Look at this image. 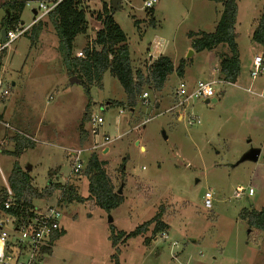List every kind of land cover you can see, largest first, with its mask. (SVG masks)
<instances>
[{
	"label": "rangeland",
	"instance_id": "1",
	"mask_svg": "<svg viewBox=\"0 0 264 264\" xmlns=\"http://www.w3.org/2000/svg\"><path fill=\"white\" fill-rule=\"evenodd\" d=\"M103 2L110 4V0H85L89 36H76L75 56L93 38L94 13ZM118 4L113 18L127 36L133 69L146 72L160 50L176 61L175 67L184 60L185 76L172 73L159 91L144 86L148 103L140 96L132 108L125 104L118 80L107 71L100 84L89 86L87 96L62 64L49 17L36 21L40 23L38 33L31 32L32 24L3 58L9 94L0 100V119L7 124H0V197L17 161L39 190L49 180L64 184L71 165L66 149L88 146L89 115H100L104 120L101 132L114 140L108 152L96 154L106 161L114 189L121 188L122 203L105 212L88 198L83 171L82 178L72 176L68 183L84 201L61 202L64 231L51 246L54 256L45 253L42 264H115L110 225L116 232L128 233L156 218L164 224L163 233H152L153 222L143 233L120 241L119 264H264L263 232L239 216L244 208L264 207V58L263 71L250 75L254 56L264 55V47L251 40L264 0H236L237 81L214 84L217 102L191 99L177 108H173L177 103L174 93L180 82L220 78L215 65L225 47L186 55L193 39L190 32H213L221 4L157 0L152 12L155 26L150 25L143 0H120ZM36 6L34 0L25 6L20 24L32 22ZM4 12L0 3L3 26ZM17 133L36 140L18 156L14 154ZM251 148L261 149L258 160L240 161ZM239 185L251 186L254 193L232 197ZM206 191L212 192L209 209L203 205ZM57 195L55 190L34 204L45 209L55 203Z\"/></svg>",
	"mask_w": 264,
	"mask_h": 264
},
{
	"label": "trees",
	"instance_id": "2",
	"mask_svg": "<svg viewBox=\"0 0 264 264\" xmlns=\"http://www.w3.org/2000/svg\"><path fill=\"white\" fill-rule=\"evenodd\" d=\"M27 1L29 0H2L0 2L5 10L3 18L5 26H14L19 23V17ZM210 1L220 3L222 6L214 31L190 32L189 37L193 38L191 47L195 52L211 51L218 46L225 47L226 52L218 54L219 79L226 84H233L237 81L240 73L239 52L234 30L237 16L236 0ZM84 2L85 0H61L48 14V17L57 36L62 64L71 76L77 77L78 83L87 96L89 86L94 82L100 84L103 74L107 71L118 80L126 96L125 104L132 108L136 105L137 98L142 95L144 86L159 91L172 73H176L179 77L183 76L184 60L181 59L175 67L170 57L163 54L158 55L146 66V72L133 69L127 36L115 22L111 4L105 2L94 13L95 19L100 22L101 27L95 31L94 37L86 43L82 57L75 56L73 54L74 40L76 36L85 34L88 29ZM152 12L153 8L147 9V13L150 15V25L155 26ZM39 27V22L32 25L31 32L34 36L38 33ZM251 40L264 47V7L260 12L257 25L252 31ZM117 104L124 103L117 102ZM33 145L34 142L17 134L15 136L14 154L18 156L24 149L33 147ZM123 161H126L125 158ZM81 171L88 179V198H92L100 209L109 213L122 203V195L114 189L107 174L106 161L100 160L95 152L89 155ZM79 174L77 175L78 179L82 178ZM8 180L14 196L23 200L25 204L30 205L35 199H47L58 189H62V201L77 203L84 201V198L77 194L72 183H52L41 190L37 189L32 185L28 172L22 170L17 162L14 163ZM239 216L251 228L262 231L264 241V207L259 210L244 208ZM153 222L155 225L152 233H163L164 224L160 218L146 221L128 233L116 232L115 228L110 225L109 238L114 249L112 257L115 264H119L117 259L118 243L143 233ZM62 234L63 230L61 229L60 232L53 235L52 241Z\"/></svg>",
	"mask_w": 264,
	"mask_h": 264
},
{
	"label": "built area",
	"instance_id": "3",
	"mask_svg": "<svg viewBox=\"0 0 264 264\" xmlns=\"http://www.w3.org/2000/svg\"><path fill=\"white\" fill-rule=\"evenodd\" d=\"M33 0L26 2L30 4ZM37 3L34 10L35 17L32 22L27 25L20 23L14 26L0 25V32L4 30V37L0 35V100L6 98L9 94V87L6 85L3 75V58L5 53L10 49L12 42L18 37L25 34L27 29L36 21L42 19L54 10L56 5L61 0H34ZM157 0H143V7L146 9L153 8ZM25 5V6H26ZM158 44V42H156ZM77 57H82V52L76 54ZM264 55H256L252 60V69L250 70L251 77L257 76L263 71ZM219 81L226 84L224 81L218 80H198L188 90V85L180 82L175 89L177 103L173 108L185 105L191 99H211L215 97L214 84ZM143 103H148V92L145 91L141 95ZM122 112V111H120ZM103 118L100 115H89L87 134L91 143L88 146L79 148L66 149L67 156L70 158V171L65 183L71 182L72 176H77L86 164V154L92 152L106 153L108 152V144L114 140L108 135L101 132ZM189 123H192L189 121ZM0 124L7 126L0 119ZM24 138L35 142L36 140L27 134L17 133ZM2 144V142H0ZM52 184L49 180L48 185ZM254 193L251 186H236L232 192V197L240 198L243 195H252ZM212 192L206 191L203 195V205L209 209L212 206ZM62 189H58L55 203L47 206L45 209H40L34 204H25L23 200H19L14 196V192L9 184L5 185L3 193L0 197V263L1 264H42L45 253H51L53 235L60 232V218L62 215ZM15 233L18 235L16 236ZM164 235V234H162ZM18 237V238H17ZM14 242H12V240ZM14 252L10 255L9 252Z\"/></svg>",
	"mask_w": 264,
	"mask_h": 264
},
{
	"label": "water",
	"instance_id": "4",
	"mask_svg": "<svg viewBox=\"0 0 264 264\" xmlns=\"http://www.w3.org/2000/svg\"><path fill=\"white\" fill-rule=\"evenodd\" d=\"M120 0H110V4L112 6V13L116 10V8L118 7V2ZM33 13H35V11L33 10ZM1 37H4V30L2 29L0 32ZM193 52L192 49L189 50L188 54L186 55V58L189 57V55ZM76 80L78 82V79L75 77H71V81ZM205 102H216V98L213 97L211 99H205ZM137 143V142H136ZM260 154V149L258 148H251L249 149L247 152H245L242 157L240 158V161H244V160H251V161H256L258 159V156ZM118 194H121V188L118 189ZM109 221H112V218H109Z\"/></svg>",
	"mask_w": 264,
	"mask_h": 264
},
{
	"label": "crops",
	"instance_id": "5",
	"mask_svg": "<svg viewBox=\"0 0 264 264\" xmlns=\"http://www.w3.org/2000/svg\"><path fill=\"white\" fill-rule=\"evenodd\" d=\"M118 6H119V4H118ZM216 22H217V20L215 21V25H216ZM215 25H214V26H215ZM100 27H101L100 22L96 20V21L94 22V29H95V31L98 30ZM88 31H89V28L87 29V32H88ZM87 32H86V33H87ZM86 33H85V34H86ZM85 34H84V35H85ZM86 36H89V34H88V35L86 34ZM93 37H94V36H93ZM189 48L192 49L191 45L189 46ZM192 50H193V49H192ZM197 53H198V52H197ZM160 54L167 55L166 53H163V51H160V50H159L158 52H156V56H155V57H157V56L160 55ZM208 55H209V56H210V55L213 56V52H212V54H211L210 52H208ZM214 55H215V54H214ZM167 56L170 57L169 55H167ZM155 57L151 58V62L155 59ZM170 59H171L173 65L175 66V64H176L175 62H176V61H174L171 57H170ZM214 59H215V57H214V58L211 57V60H214ZM180 60H181V59H180ZM180 60H179V61H180ZM217 66H218V62L216 63L215 67H217ZM185 72H186V71L184 70V74H183V76H185ZM183 76H182V77H183ZM198 80H199V79H198ZM198 80H197V81H198ZM208 80H209V79H208V76H207V77L204 79V81H208ZM197 81L192 82V84H187V82H185V83H186L188 86H191V87H192ZM233 84H234V83H233ZM12 85H14V82L12 83ZM224 92H225V91H221L220 94H224ZM215 95H216V92H215ZM215 98H216V97H215ZM216 102H217V99H216ZM260 150H261V149H260ZM244 152H247V149H246ZM258 157H259V156H258ZM257 160H258V159H257ZM17 163L19 164V166H21L20 163H19L18 161H17ZM30 179H31V178H30ZM31 183H32V180H31ZM32 185H33V184H32ZM33 186H34V185H33ZM34 187H36V186H34ZM36 188H37V187H36ZM61 227H62V226H61ZM62 230L64 231L63 227H62ZM51 253H52L51 255L54 256V254H53L52 251H51Z\"/></svg>",
	"mask_w": 264,
	"mask_h": 264
}]
</instances>
